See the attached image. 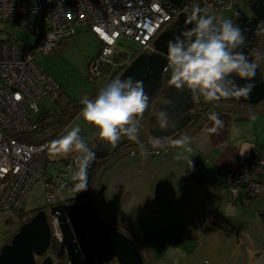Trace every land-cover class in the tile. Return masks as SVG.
<instances>
[{
    "label": "built area",
    "instance_id": "1",
    "mask_svg": "<svg viewBox=\"0 0 264 264\" xmlns=\"http://www.w3.org/2000/svg\"><path fill=\"white\" fill-rule=\"evenodd\" d=\"M193 5L220 17L223 11L236 9L239 0H0V23L30 21L33 15L42 20L37 45L31 49L14 38H0V214L23 210L31 187L40 179L46 181L47 209L61 201L55 202L59 181L47 176L45 155L51 142L62 135L41 142L29 139L40 127L41 101L58 96L61 89L60 83L37 63L36 53H51L79 28L89 29L100 47L88 65V73L100 78L104 88L140 54L156 52L158 35L175 25L182 14L188 21ZM130 41L140 48L128 49ZM263 173L264 146L258 145L250 156L236 160L226 170L224 183L230 201L237 203L242 193L250 199L260 196ZM69 181L66 186L73 185L76 192L74 179L70 177ZM50 219L51 229L57 231L54 238L60 236L62 240L59 222Z\"/></svg>",
    "mask_w": 264,
    "mask_h": 264
},
{
    "label": "crops",
    "instance_id": "2",
    "mask_svg": "<svg viewBox=\"0 0 264 264\" xmlns=\"http://www.w3.org/2000/svg\"><path fill=\"white\" fill-rule=\"evenodd\" d=\"M52 97L59 109L73 107L67 91ZM91 130L81 136L95 145L101 138ZM258 145L264 146V115L224 112L175 149L121 158L106 171L101 195L148 238L157 264H264V190L252 199L242 193L232 203L224 183L226 170ZM260 179L264 188V173Z\"/></svg>",
    "mask_w": 264,
    "mask_h": 264
},
{
    "label": "water",
    "instance_id": "3",
    "mask_svg": "<svg viewBox=\"0 0 264 264\" xmlns=\"http://www.w3.org/2000/svg\"><path fill=\"white\" fill-rule=\"evenodd\" d=\"M248 6L251 16L248 15L250 12L241 8L236 13L241 21L237 27L245 36L244 44L236 51L242 52L249 62L257 65L256 74L247 81L235 75L230 79L239 86L252 85L250 93L246 96H218L209 101L186 87L178 90L166 84L171 75L167 60L168 42L192 27L187 21V15L182 14L175 25L155 39L156 52L140 54L119 76L122 80L132 77L134 81L141 82L149 98V107L140 121L137 140L122 137L115 147L106 141L96 142L90 148L94 159L87 170L86 201L69 204L73 197H68L54 204L50 210L45 207L38 211L29 222L21 226L12 241L0 249V264H53L51 255L37 263V258L51 250L54 236L50 217L59 222L63 246L71 264H111L114 261L115 264H157L155 251L148 238L105 204L101 195L102 179L106 171L125 156L175 149L191 139L218 114L230 112L244 117L264 115V0H251ZM60 102L66 107L69 98L64 96ZM193 109L199 117L191 126L193 115L188 111ZM160 112L167 113L169 117L166 128L159 125L157 117ZM179 132H183L179 137L162 142ZM130 144V147L120 151ZM100 159L107 161L95 174ZM87 225L89 229L85 228ZM121 228L130 235L121 231Z\"/></svg>",
    "mask_w": 264,
    "mask_h": 264
},
{
    "label": "clouds",
    "instance_id": "4",
    "mask_svg": "<svg viewBox=\"0 0 264 264\" xmlns=\"http://www.w3.org/2000/svg\"><path fill=\"white\" fill-rule=\"evenodd\" d=\"M195 23L191 30L181 33L168 42V67L171 70L168 86L178 90L185 87L199 93L206 100L218 96H246L252 85L239 86L230 78L251 80L257 65L236 49L245 41L240 28L229 19L210 14L208 9L192 6L188 23ZM83 120L98 129L99 137L115 147L122 137L136 141L140 121L149 107V98L141 82L132 77L125 80L113 79L102 88L94 99L81 100ZM158 121L161 128L169 124L167 113L160 112ZM55 154L80 153L75 174L79 192L87 190V170L94 159V153L81 136L79 126L71 127L63 136L50 144ZM192 167V161H191Z\"/></svg>",
    "mask_w": 264,
    "mask_h": 264
},
{
    "label": "rangeland",
    "instance_id": "5",
    "mask_svg": "<svg viewBox=\"0 0 264 264\" xmlns=\"http://www.w3.org/2000/svg\"><path fill=\"white\" fill-rule=\"evenodd\" d=\"M239 7L245 12L251 11L247 4V0H239ZM234 13V10H226L221 13L220 17L231 20ZM41 24L42 20L38 15H33L30 21L22 20V22L19 21L18 23L14 21L0 23V38H14L19 40L22 45L27 48L34 47L37 45L38 35L41 34L42 31ZM126 46H128V49L133 50L140 48L139 44L134 41H130ZM99 47L100 42L94 33L87 28H79L75 35L68 38L51 53H36L35 59L37 63L47 74L60 83L62 88L67 91L73 100V107L68 114H56L54 112L59 109V105L55 103L52 96L45 97L41 101L40 105H43V108H40V111L44 112L48 110L52 113L42 121L40 129L34 134L36 137L49 138L52 136H63L74 126H79L81 128V133H89V131H92L91 129L94 126L86 123L81 116L83 106L76 107V105L79 101L81 102L84 97L94 99L97 92L104 86L100 78L94 76L90 79L88 78V63L95 53H97ZM72 122V126L64 132L65 128ZM86 135L91 138L90 134ZM102 141L104 140L100 139L97 142ZM77 154V152L55 154L48 151L45 155L48 158L47 176H55L59 181L56 186L57 198L55 202L72 197L76 194L73 189L74 187L66 186V182L74 175L72 166L75 162L73 159H77L80 156V154ZM104 161L105 160L102 159L99 160L98 166L96 167L97 171L98 168L102 167ZM45 183L46 181L44 179H40L31 187L23 208L26 212L17 213L8 210L0 214V247L12 241L21 226L29 222L35 216L37 213L35 209L47 205L48 201ZM93 184L94 181L92 182L91 190H93ZM49 221L51 222L50 218ZM52 231L54 234L57 232L55 227ZM58 232L60 233V230ZM54 239L56 241L54 247L63 245L60 236H55ZM55 249L57 248H54L53 251H57ZM67 261L71 264L68 259Z\"/></svg>",
    "mask_w": 264,
    "mask_h": 264
},
{
    "label": "flooded vegetation",
    "instance_id": "6",
    "mask_svg": "<svg viewBox=\"0 0 264 264\" xmlns=\"http://www.w3.org/2000/svg\"><path fill=\"white\" fill-rule=\"evenodd\" d=\"M247 4H251V0H247ZM238 9H240V7H239V5H238V7L236 8V9H234V16L232 17V19H231V21L233 22V24L235 25V26H239L240 24H241V21H239V15H237L236 13H237V10ZM248 15L249 16H251L252 15V13L250 12V13H248ZM193 27H191V28H189L188 30H191ZM257 44V42H255V45ZM197 109V108H196ZM195 109V110H196ZM188 113L189 114H191V115H193V121H192V123H191V126H193L196 122H197V118L199 117L197 114L198 113H196L195 111H194V109L193 110H189L188 111ZM183 132H179V133H176V134H174V135H172V136H170L169 138H167L165 141H162L163 143L164 142H168V141H171V140H173V139H175V138H177V137H179L181 134H182ZM155 143H159V141L158 142H155ZM132 144H130V145H126V146H124V147H122L121 149H120V151H122V150H124L126 147H130ZM119 151V152H120ZM106 161L107 160H105L103 163H102V165L104 164V163H106ZM97 166H98V164H97ZM96 166V167H97ZM101 166V165H100ZM96 167H95V174H96V172H97V170H96ZM100 168H98V170H99ZM93 180H94V178L92 179V182H93ZM87 199V198H86ZM86 199L84 200V201H81V202H76V201H70V202H68L69 204H75V203H83V202H85L86 201ZM93 206H94V208L96 209V211L97 212H99L98 211V207H96V205H95V202H93ZM103 219H104V221L106 222V223H109L110 224V222L107 220V219H105L102 215H100ZM86 229H89V226L87 225L86 227H85ZM121 231H123L124 233H127L124 229H122L121 228ZM128 235H130L129 233H127ZM2 248V246L0 247V249ZM48 255H51L52 257H53V259H54V262H53V264H60V263H62V264H70L68 261H67V253H66V250H65V247L62 245V246H60V252H58V251H53V249L51 248V250L47 253V254H45L43 257H39V258H37V263H41L45 258H46V256H48ZM69 260V259H68ZM70 261V260H69ZM116 263V261H114L113 263H111V264H115Z\"/></svg>",
    "mask_w": 264,
    "mask_h": 264
},
{
    "label": "trees",
    "instance_id": "7",
    "mask_svg": "<svg viewBox=\"0 0 264 264\" xmlns=\"http://www.w3.org/2000/svg\"><path fill=\"white\" fill-rule=\"evenodd\" d=\"M12 21H14V22H16V23H18L20 20L19 19H14V20H12ZM11 22V21H10ZM18 43H20L21 45H22V43L19 41V40H17V39H15ZM23 47H25L24 45H22ZM27 48V47H26ZM29 49H31V48H29ZM97 54V53H96ZM95 54V55H96ZM94 55V56H95ZM93 56V57H94ZM92 60V59H91ZM90 60V61H91ZM90 63V62H89ZM88 78L90 79L91 78V76H90V74H88ZM97 93H99V91L97 92ZM60 95H64V94H66V91L65 90H63V88H62V86H61V89H60V93H59ZM70 110H68V109H64V108H60L59 110H57V111H55L54 113H58V114H65V113H67L68 114V112H69ZM52 113V112H51ZM51 113H48V114H40L39 116L40 117H38V121H39V123H40V125L42 124V121H44L46 118H47V116L49 115V114H51ZM41 127V126H40ZM40 127H39V129H40ZM56 137L55 136H52V137H49V138H35V136L33 135V136H31L29 139L31 140V141H33V142H41V141H43V140H54ZM89 146V148H91L93 145H88ZM77 162V159H76V161H75V163ZM77 170H78V167H77V163H76V165H75V174H76V172H77ZM75 174L72 176V179H74V181H75V187H76V184L77 183H79V180L78 179H76V178H74L75 177ZM73 181V182H74ZM68 183H71L70 181H68ZM57 185H58V183H57ZM71 186H73V185H71ZM85 193H86V190L85 191H82V192H79L78 190H76V194L74 195V196H72L73 197V201H76V202H81V201H84L87 197H86V195H85ZM45 207H46V205L44 206V207H42V208H38V209H35L36 210V212H38V211H40L41 209H45ZM35 210H32V211H35ZM22 212H26V211H24V209L23 210H21V211H18L17 213H22ZM30 212V211H29ZM55 243H56V241H55V239H53V241H52V246H51V248L52 249H54V248H57V249H55V250H57L58 252H60V246L59 247H54L55 246Z\"/></svg>",
    "mask_w": 264,
    "mask_h": 264
}]
</instances>
